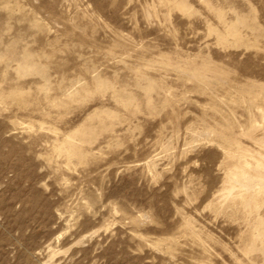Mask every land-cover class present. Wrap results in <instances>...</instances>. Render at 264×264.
Segmentation results:
<instances>
[{
	"label": "rangeland",
	"instance_id": "374dc122",
	"mask_svg": "<svg viewBox=\"0 0 264 264\" xmlns=\"http://www.w3.org/2000/svg\"><path fill=\"white\" fill-rule=\"evenodd\" d=\"M0 264H264V0H0Z\"/></svg>",
	"mask_w": 264,
	"mask_h": 264
}]
</instances>
